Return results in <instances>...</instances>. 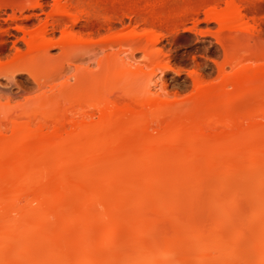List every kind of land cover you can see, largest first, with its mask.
Masks as SVG:
<instances>
[{
	"label": "bare ground",
	"instance_id": "obj_1",
	"mask_svg": "<svg viewBox=\"0 0 264 264\" xmlns=\"http://www.w3.org/2000/svg\"><path fill=\"white\" fill-rule=\"evenodd\" d=\"M50 1L0 0V10L5 2L36 22L18 27L24 52L0 63V75L24 72L44 87L37 70L51 49L68 63L129 45L124 26L108 31L130 18L134 0H94L111 7L100 15L83 0ZM224 4L215 20L229 30L243 13ZM77 29L108 34L94 40ZM124 76L100 94L53 87L22 119L0 124V264H264V65L216 87L197 82L191 101L204 108L185 115L148 85L143 101H110Z\"/></svg>",
	"mask_w": 264,
	"mask_h": 264
},
{
	"label": "rangeland",
	"instance_id": "obj_2",
	"mask_svg": "<svg viewBox=\"0 0 264 264\" xmlns=\"http://www.w3.org/2000/svg\"><path fill=\"white\" fill-rule=\"evenodd\" d=\"M15 1L17 3L21 0ZM45 1L47 6L51 4L50 0ZM134 1H131L130 6L128 5L130 18H125L123 25L116 22L110 31L103 29L99 33L93 32L94 34L77 29L83 36L96 40L108 32L117 33L121 26H124L123 31L129 37V45L124 48L104 47L91 49L88 53L77 52L78 54L73 55L74 59L68 63L58 60L60 52L57 49H51L49 60L42 62L37 70L40 82L44 80L47 82L44 87H39L37 85L39 82L37 83L24 72L0 75V124L7 125L9 121L6 119L10 116L22 119L21 111L35 106L33 104L39 102L43 94L49 95L53 87L55 91H58L68 83L65 88H62L65 89L64 94L73 93L76 86L80 87L83 93L85 91L84 94H96L93 88L98 89L101 85L102 89L99 88L101 91L108 85L109 90L113 88V84L116 85L115 81H120L126 73L127 77L121 82L122 85L120 83L118 89H113V93H110V101L123 100L121 102L127 104L143 101L146 99V88L152 86L151 94L157 102L170 104L177 111L179 108L186 107L184 114L179 113V115H185L191 113V110L196 112L199 108V111L201 107L204 108V102L191 101L197 82L200 81L206 87H216L222 84L225 76L241 67L264 65V0H234L235 4L241 7L243 18L229 30L223 29L215 20L225 7L224 1L229 0H147L149 5L155 4L152 13L149 11L151 5L147 4L148 7L144 8L143 0H140L141 3ZM135 3L138 4L135 5ZM6 4L3 2L0 10V63L3 65L8 64L17 52H24L23 36L18 27L22 25L32 27L36 23L35 20L25 19L27 12L20 14L14 11L13 13ZM81 4L82 7L86 4L85 9L92 11L93 15L102 14L105 8L111 9L108 4L105 8L98 7L94 0H83ZM47 6L44 9L46 12L49 10ZM190 8L194 10L193 14L180 16ZM40 18L43 19V15H40ZM137 34L142 36L140 40H137ZM53 36L58 38L59 33L55 32ZM153 37H158V40L153 42ZM119 48L124 53L115 56ZM118 57L123 62L119 61ZM40 75L46 78L42 80L43 77L41 78ZM75 76L79 78V82L74 87ZM109 82H112V85ZM119 87L124 88L119 90ZM247 102L249 103L246 101L245 104ZM240 104L244 103L240 102ZM176 110L174 113H177ZM3 115L6 116L3 117ZM0 129L3 130V128ZM4 130L6 131L7 128Z\"/></svg>",
	"mask_w": 264,
	"mask_h": 264
}]
</instances>
